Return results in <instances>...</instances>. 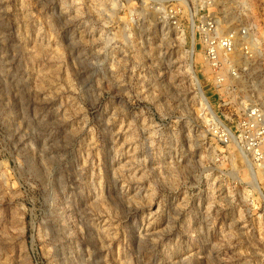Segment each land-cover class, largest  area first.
<instances>
[{"label": "rangeland", "instance_id": "obj_1", "mask_svg": "<svg viewBox=\"0 0 264 264\" xmlns=\"http://www.w3.org/2000/svg\"><path fill=\"white\" fill-rule=\"evenodd\" d=\"M202 1L0 0V264H264V173L211 130L264 110V0H214L221 99Z\"/></svg>", "mask_w": 264, "mask_h": 264}, {"label": "built area", "instance_id": "obj_2", "mask_svg": "<svg viewBox=\"0 0 264 264\" xmlns=\"http://www.w3.org/2000/svg\"><path fill=\"white\" fill-rule=\"evenodd\" d=\"M214 0H203L201 16L197 19L195 37L200 44L206 75L202 82H206L213 97L221 99L228 93L229 80L237 79L238 67H234L232 58L235 55L236 38L247 36L245 30L223 33L220 19L211 9ZM173 18V17H172ZM176 25V22H172ZM240 54L246 59L253 57L251 49L244 43L240 47ZM240 112L234 127H227L219 119L212 125V133L221 145L234 144L241 157L264 173V110L257 105H247Z\"/></svg>", "mask_w": 264, "mask_h": 264}, {"label": "bare ground", "instance_id": "obj_3", "mask_svg": "<svg viewBox=\"0 0 264 264\" xmlns=\"http://www.w3.org/2000/svg\"><path fill=\"white\" fill-rule=\"evenodd\" d=\"M247 161V160H246ZM248 163V162H247ZM248 167H250L249 169H251V168H254L255 169V167L254 166H252V165H250L249 163H248ZM256 182V180L253 178V185H254V187H255V190H259L260 189V187L258 186V184H256L255 183Z\"/></svg>", "mask_w": 264, "mask_h": 264}]
</instances>
